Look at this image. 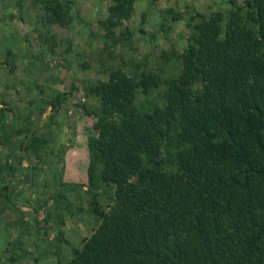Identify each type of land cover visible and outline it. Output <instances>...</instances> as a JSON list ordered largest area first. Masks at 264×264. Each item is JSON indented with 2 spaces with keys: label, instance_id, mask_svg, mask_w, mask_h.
<instances>
[{
  "label": "trees",
  "instance_id": "trees-1",
  "mask_svg": "<svg viewBox=\"0 0 264 264\" xmlns=\"http://www.w3.org/2000/svg\"><path fill=\"white\" fill-rule=\"evenodd\" d=\"M38 1L47 21L70 22L65 0ZM133 2L109 6L107 35ZM242 8L244 26L234 12L219 39L202 24L160 101L150 70L117 67L89 87L101 108L88 136L87 204L105 187L109 201L93 208L98 225L63 264H264V0Z\"/></svg>",
  "mask_w": 264,
  "mask_h": 264
},
{
  "label": "rangeland",
  "instance_id": "rangeland-1",
  "mask_svg": "<svg viewBox=\"0 0 264 264\" xmlns=\"http://www.w3.org/2000/svg\"><path fill=\"white\" fill-rule=\"evenodd\" d=\"M65 1L63 26L38 0H0V264H63L98 225L93 208L106 207L109 188L88 206L87 143L101 108L92 84L117 67L150 70L161 76L150 96L160 101L202 24L216 39L234 12L245 24V8L236 9L245 0H134L109 36L100 20L114 0ZM32 138L37 145L23 148Z\"/></svg>",
  "mask_w": 264,
  "mask_h": 264
}]
</instances>
